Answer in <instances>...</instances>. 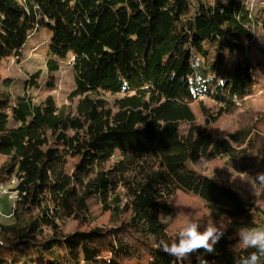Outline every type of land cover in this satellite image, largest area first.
<instances>
[{"label":"trees","instance_id":"16d2710c","mask_svg":"<svg viewBox=\"0 0 264 264\" xmlns=\"http://www.w3.org/2000/svg\"><path fill=\"white\" fill-rule=\"evenodd\" d=\"M263 12L249 0H0V66L20 61L43 22L52 32L44 67L20 92L0 75V155L7 157L0 187L16 179L12 221L0 215V264H125L142 254L140 246L150 255L145 264H181L159 243L170 240L162 215L173 214L167 200L179 190L201 198L213 219L229 217L215 253H194L182 264H233L254 251L233 250L231 237L258 227L263 209L186 165L234 160L251 137L246 130L214 136L195 123L191 102L199 100L213 122L255 84L264 62L250 48ZM67 67L68 101L40 98ZM205 96L222 108L210 112ZM184 122L190 128L181 135ZM91 200L110 212V225L64 232L70 219L90 222Z\"/></svg>","mask_w":264,"mask_h":264},{"label":"rangeland","instance_id":"374dc122","mask_svg":"<svg viewBox=\"0 0 264 264\" xmlns=\"http://www.w3.org/2000/svg\"><path fill=\"white\" fill-rule=\"evenodd\" d=\"M212 2L213 0H208ZM250 5L257 7H264V0H249ZM264 20V12L261 14ZM190 17V13L183 15L181 20L176 23L175 31L178 33L181 27ZM255 38L254 43L250 48L251 56L257 55L259 60H263L259 50V45L264 43V26L262 22L254 26ZM52 38V32L47 22L39 28L38 33H35L30 38L28 44L23 49V57L18 62L17 59L12 58L8 62H3L0 66V75L2 79L11 78L15 80L11 90L15 93L21 91V83L28 77L30 73H34L41 67H44V59L47 55L48 45ZM206 48L210 51L211 60L213 61L216 55L215 47L207 44ZM223 60L229 66H233L236 60L232 58L229 52L222 53ZM264 66V64H263ZM221 66H219V77H221ZM46 72L40 78V83L44 84L46 79ZM255 84L252 85L242 95L232 96L234 103L227 108L218 120L207 122L206 116L203 112L201 102L199 100L191 102V108L195 115V123L205 127L211 134L218 137H225L231 133L239 131H249L251 137L246 143L238 144L237 149L240 151L238 158L232 160L226 157H217L214 159L202 158L196 163L188 161L186 167L196 173V175H209L219 186L230 187L234 193L247 201H254L256 206L261 207L260 215H257L259 222L258 228L264 229V187L252 181V178L259 172H264V67L261 71L255 73ZM215 82L212 80L209 84V90L212 91ZM73 89V76L71 68L67 67L55 73L54 86L43 85L42 90L38 91L40 98H45L52 94L55 100L63 104L67 102V98ZM37 93V92H36ZM204 105L210 112H216L222 107L207 96L203 97ZM190 125L186 122L181 123L179 132L181 135H186ZM7 157L0 155V168L6 162ZM75 160V159H74ZM16 179H11L10 184L0 187V215L2 221L8 223L12 221L10 213L16 198L14 191L10 188L14 186ZM168 205L173 210L172 215H162L163 221L168 226V236L170 239L176 236L177 231L192 219L199 220L202 225L207 223H222L226 229V224L229 217L225 216L220 220H215L211 217L210 211L206 203L197 195L179 190L172 195L168 200ZM90 208L92 209V216L90 222L79 224L77 221L69 220L64 226V232L69 233L77 229L89 230L93 225H99L102 228L110 225V212H101L100 205L91 200ZM256 210V209H255ZM95 221V224H92ZM232 249L240 250L237 247L238 237L236 235L231 237ZM141 255L135 256L132 259H124L125 264H145L149 261L150 255L146 247L140 246Z\"/></svg>","mask_w":264,"mask_h":264},{"label":"clouds","instance_id":"9594fccd","mask_svg":"<svg viewBox=\"0 0 264 264\" xmlns=\"http://www.w3.org/2000/svg\"><path fill=\"white\" fill-rule=\"evenodd\" d=\"M252 181L264 187V172L256 174ZM226 229L222 223L202 225L199 220L192 219L181 227L176 236L170 240L161 239V250L182 262L194 253L205 252L214 254L217 244L224 238ZM237 247L247 250L254 249L247 255L237 254L233 264H264V229L258 227H242L236 234ZM199 259V257H198ZM201 264H208L202 260Z\"/></svg>","mask_w":264,"mask_h":264}]
</instances>
